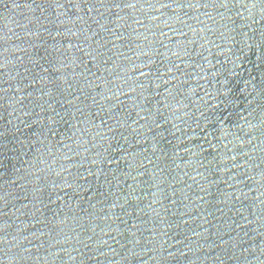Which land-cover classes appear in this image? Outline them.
<instances>
[{
    "label": "water",
    "instance_id": "1",
    "mask_svg": "<svg viewBox=\"0 0 264 264\" xmlns=\"http://www.w3.org/2000/svg\"><path fill=\"white\" fill-rule=\"evenodd\" d=\"M0 264H264V0H0Z\"/></svg>",
    "mask_w": 264,
    "mask_h": 264
}]
</instances>
